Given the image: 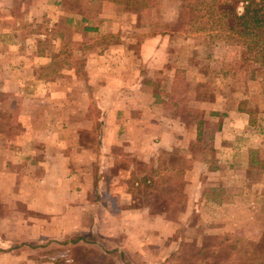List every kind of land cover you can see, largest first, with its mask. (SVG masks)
Returning <instances> with one entry per match:
<instances>
[{"label":"rangeland","instance_id":"374dc122","mask_svg":"<svg viewBox=\"0 0 264 264\" xmlns=\"http://www.w3.org/2000/svg\"><path fill=\"white\" fill-rule=\"evenodd\" d=\"M181 3L0 0V167L49 212L0 189V264H264V62ZM122 191L148 216L112 230Z\"/></svg>","mask_w":264,"mask_h":264},{"label":"trees","instance_id":"16d2710c","mask_svg":"<svg viewBox=\"0 0 264 264\" xmlns=\"http://www.w3.org/2000/svg\"><path fill=\"white\" fill-rule=\"evenodd\" d=\"M181 1L176 20L181 29L224 32L227 40L239 46L242 63L264 62V0ZM262 123L264 133V119ZM200 124L197 121V125ZM149 173L151 175L140 180V186L143 191L158 192V187L164 184L163 175L158 174L155 168H151ZM130 205L136 208L134 204Z\"/></svg>","mask_w":264,"mask_h":264},{"label":"crops","instance_id":"0c3cea01","mask_svg":"<svg viewBox=\"0 0 264 264\" xmlns=\"http://www.w3.org/2000/svg\"><path fill=\"white\" fill-rule=\"evenodd\" d=\"M28 130V129H27ZM61 143H62V141L60 140V139H58L56 142H55V144L58 146V147H60L61 146ZM9 148V147H8ZM19 149L17 148V147H13V146H11V148L10 149H7L6 151H8L9 152V154H10V156L12 157V158H15L14 156L15 155H18V151ZM57 155H59L60 157L59 158H57L56 160H54L53 162H52V164H54V162H55V166H56V168H62V169H65L64 171H66V167L68 166L67 165V163H66V160H67V157H66V155L65 154H60L59 152L57 153ZM42 162V160H36V161H34V162H30L29 164L30 165H32L33 167H35V168H37V169H40V165L42 164L41 163ZM44 165V164H43ZM6 166V164L4 163L3 164V167H0V189L1 188H4L5 186H7L8 187V193H11V195H13V197H14V200H17V201H21L22 203H24V206H25V208L26 209H28V210H31V209H33V207H30V202L31 201H33V200H35V202H37L38 203V199H34L35 197H37V195L36 194H32L33 195V197L34 198H32L31 200L30 199H28V198H26L25 197V195L23 194V193H14V190H11L12 188L11 187H13V183H15L14 182V179H15V176H16V181L18 180V178L19 179H21V181L23 182L22 183V185L23 184H27V181L25 180V176H23L24 174H20V173H22V172H17L15 175L11 172V171H8L7 170V168L5 167ZM28 166V165H27ZM32 166H29L30 168H32V173H35V169H33V167ZM44 166H46V167H50V164H49V162L48 163H46ZM55 166H54V168H55ZM2 168V169H1ZM41 168H44V167H41ZM50 172V171H49ZM17 176H20V177H17ZM31 176V175H30ZM33 177H34V175H32ZM33 179V178H32ZM36 179V178H35ZM56 180V179H55ZM54 180V181H55ZM32 180H30L29 179V182H31ZM52 184H53V181H52ZM21 185V186H22ZM6 191H4L3 192V194L4 193H7ZM123 192V191H122ZM0 193H2L1 191H0ZM31 193H32V190H31ZM30 195V194H29ZM1 196H2V194H0V198H1ZM45 197V196H44ZM43 197V198H44ZM61 201H62V198L60 199ZM66 201V200H65ZM118 202H116L118 205V207H116V209L115 210H113V205H109V204H107L106 206H105V210L104 209H102V212L101 213H103V215H104V219H103V221H105L104 222V225H107L108 227H110V229H112V225H113V223L115 222V223H117V224H123V223H125V220H126V216H131V215H143V216H145V215H147L148 216V211H146V209H140V208H131V203H132V198H131V196H130V194L129 193H122V194H119V197H118V200H117ZM79 203L80 202H77L76 201V203H74V209H76L77 210V208H78V206L77 205H79ZM39 206V205H38ZM71 208V206L68 208V209H70ZM33 210H35L36 212H38V213H43V214H47V213H49L45 208H43V207H38V208H36V209H33ZM114 211H116L115 213H114ZM67 213H68V211L67 210H65V209H62V213H61V220L62 219H64V220H66V219H70V217H68V215H67ZM81 213H82V211H81ZM150 216V219H153L152 220V222L153 221H155V220H161L160 222H162V220L163 219H161L162 218V216L160 215V214H157V215H149ZM77 218V216H75V220H77L76 219ZM97 219V218H96ZM80 220H81V216H80ZM22 222H24V221H22ZM27 223V222H26ZM9 224H10V226L11 227H14V222H9ZM150 224H152V223H150ZM18 225H21V224H18ZM28 226V227H27ZM27 226H24L26 229L27 228H29V225H27ZM8 229H9V226H8ZM14 229V228H13ZM112 230H114V228L112 229ZM17 231V230H16ZM20 233H22V232H20ZM118 233H123L122 232V230H121V228H120V231L118 232ZM29 234V232H28V230H26V231H24L23 233H22V235H25V236H27ZM41 235V234H40ZM122 235V234H121ZM20 238V239H19ZM23 238H26V237H23ZM23 238H21V236H18V239L19 240H23Z\"/></svg>","mask_w":264,"mask_h":264}]
</instances>
